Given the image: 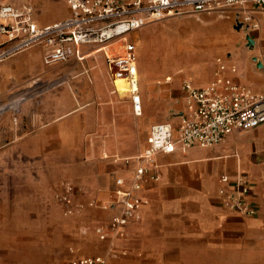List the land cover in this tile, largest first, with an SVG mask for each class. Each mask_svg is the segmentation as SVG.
Instances as JSON below:
<instances>
[{
  "label": "crops",
  "instance_id": "obj_1",
  "mask_svg": "<svg viewBox=\"0 0 264 264\" xmlns=\"http://www.w3.org/2000/svg\"><path fill=\"white\" fill-rule=\"evenodd\" d=\"M6 3L15 7L31 6L34 19L41 27L61 22L71 15L62 0H6ZM237 13L232 10L218 15L233 18L235 23ZM253 15L260 27L249 33L261 29L264 9ZM227 31L229 38L228 34L221 35L225 36L223 42L231 53L216 60L213 77L205 71L203 78L188 79L197 87H205L221 73L256 93L264 92V51L247 48L228 28ZM253 41L255 43V39ZM134 44L144 115L148 110L158 109L159 104H152L149 95L150 92L158 94V87L155 76L147 75L148 63L141 62L145 42L138 38ZM79 52L83 58L72 57L49 67L43 62L46 49L36 47L0 64L3 96L20 90L32 93L23 107L20 136L5 148L16 146L0 154V168L5 171L0 187L4 183L8 193H14L17 154L26 156L30 171L38 177L44 176L45 170L58 168L60 177L72 179L76 201L86 206L72 216L80 217L77 245L88 247L89 251L78 255L79 249L73 248L75 252L69 260L104 256L108 264H264V124L235 132L213 148L192 147L186 151L177 148L172 154H158L155 171L160 179L157 182L150 178L145 180L139 192L145 201L139 219L129 222L117 235L99 239L96 229L107 226L117 211L113 207L118 189L116 181L125 179L127 188L136 169L134 162L128 165L124 160L140 155L146 147L151 126L165 121L149 114L146 125L154 124L146 140L140 141L124 133L119 119L112 121L111 118L119 116L120 110L112 96L116 92H111L112 82L104 54L90 46L81 47ZM256 58L260 60L255 63ZM232 68H236L235 73ZM105 69L108 78L102 79L100 74ZM169 80L172 81V77H167L166 82ZM183 108L184 101L178 112ZM124 110L128 124L138 126L131 99ZM168 121L177 124V115L175 120ZM55 157L59 162H55ZM224 175L229 177L227 188L230 190L238 177L248 181V199L258 210L255 216L245 217L225 209L219 195L220 179ZM91 202L95 207L88 205ZM7 233L6 237L0 235V254L6 252L5 256L11 257L14 264L13 220L7 222Z\"/></svg>",
  "mask_w": 264,
  "mask_h": 264
},
{
  "label": "built area",
  "instance_id": "obj_2",
  "mask_svg": "<svg viewBox=\"0 0 264 264\" xmlns=\"http://www.w3.org/2000/svg\"><path fill=\"white\" fill-rule=\"evenodd\" d=\"M71 10L67 19L48 26H39L34 10L29 5L15 7L0 0V64L36 47H44L46 66L64 63L72 57L83 58L80 48L94 47L106 59L108 73L116 87L118 80L128 85L133 113L143 115L140 94L137 49L129 35L146 25L171 17L223 14L237 10L235 27L258 30L254 12L264 9V0H62ZM233 73L236 68H232ZM170 81V80H169ZM184 108L177 113L178 123L165 121L151 126L143 152L125 159L135 163L129 179L116 181V213L107 226H100L96 234L106 240L117 235L131 221L139 219L145 204L139 195L147 178L159 181L155 171L158 154H172L177 148L186 151L192 147L213 148L226 141L235 132L249 131L264 124V92L256 93L249 86L236 83L228 76L217 74L205 87L195 86L188 78L182 82ZM32 97L29 90L9 96L0 92V150L20 136L24 105ZM220 182L219 195L223 206L231 213L253 217L258 213L250 203L249 184L238 177L232 190L227 188L229 177ZM76 187L62 181L54 193L55 203L65 216H73L85 209L76 201ZM95 207L93 202L88 204ZM64 264H108L104 256L76 258Z\"/></svg>",
  "mask_w": 264,
  "mask_h": 264
},
{
  "label": "rangeland",
  "instance_id": "obj_3",
  "mask_svg": "<svg viewBox=\"0 0 264 264\" xmlns=\"http://www.w3.org/2000/svg\"><path fill=\"white\" fill-rule=\"evenodd\" d=\"M234 26L233 18L228 19L214 13L171 17L148 24L140 32L130 34L128 37L131 42L135 43L138 38L145 42L146 51L141 62H147L149 65L148 77L155 76L158 94L150 92L149 95L150 102L159 104V107L155 111L148 110L143 116L136 117L138 126L132 127L124 118V109H127L130 103V96L114 93L112 84V96L115 97L117 108L120 110L119 116L111 117L112 121L119 119L120 129L129 134V137L141 141L146 140L150 126L154 124L147 127L149 114L161 121L175 120L178 111L183 107L181 79L203 78L205 71L213 77L217 68L216 60L231 53L229 46L223 42L222 37L225 36L221 35L228 34V38L230 37L227 28L234 38H239L240 44L249 49L264 51L263 16L259 31L249 33ZM247 36L255 39L253 45H249ZM257 60L260 59L256 58L254 62H258ZM107 75L106 69L101 71L102 79L108 78ZM167 77H172V81L167 83ZM2 90L6 92L3 88ZM14 146L2 149L0 154ZM55 159L56 163L59 162L57 157ZM28 161L25 155L17 154L16 185L13 194L8 193L4 183L0 187V235L7 236V222L13 220L16 235L14 264H64L73 256V248L80 250L78 255H85L89 251L88 247L77 245V221L80 217L65 216L61 207L54 201L56 186L67 180L72 183V179L60 177L58 168L45 170L44 176L38 177V174L30 171ZM1 169L0 183L4 182L5 172ZM5 255L6 252H1L0 264H13L11 257L8 259Z\"/></svg>",
  "mask_w": 264,
  "mask_h": 264
},
{
  "label": "bare ground",
  "instance_id": "obj_4",
  "mask_svg": "<svg viewBox=\"0 0 264 264\" xmlns=\"http://www.w3.org/2000/svg\"><path fill=\"white\" fill-rule=\"evenodd\" d=\"M115 85H116V87H114V89H115L114 92H116V93H121L122 92V94H126V91L128 90V85L126 84L125 81L118 80Z\"/></svg>",
  "mask_w": 264,
  "mask_h": 264
},
{
  "label": "water",
  "instance_id": "obj_5",
  "mask_svg": "<svg viewBox=\"0 0 264 264\" xmlns=\"http://www.w3.org/2000/svg\"><path fill=\"white\" fill-rule=\"evenodd\" d=\"M236 29H240L241 30V28H236ZM247 40L249 42V45H253L254 41L252 40V38L250 36H247Z\"/></svg>",
  "mask_w": 264,
  "mask_h": 264
}]
</instances>
